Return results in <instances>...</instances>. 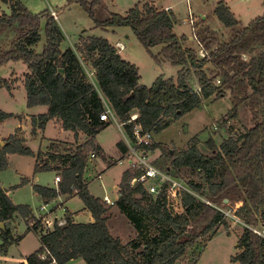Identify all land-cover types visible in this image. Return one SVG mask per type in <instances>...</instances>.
<instances>
[{"label": "trees", "instance_id": "16d2710c", "mask_svg": "<svg viewBox=\"0 0 264 264\" xmlns=\"http://www.w3.org/2000/svg\"><path fill=\"white\" fill-rule=\"evenodd\" d=\"M2 1L9 5V12H0V32L13 27L15 33L7 46L0 47V66L8 61L25 63L26 105L47 107L46 112L32 117L33 132L35 125L43 129L54 119L75 138L81 134L86 137L65 148L51 141L45 151H38L34 171L57 170L60 181L55 188L33 184V190L46 202L59 195L79 196L92 220L76 222L73 214L66 212L64 224L46 229L28 205L13 203L7 194L10 189L5 191L0 185V250L5 252L9 244L21 239L13 236L10 226L15 218H21L27 232L37 235L40 246L18 264H66L76 258L86 264H177L187 249L195 248L199 239L217 225H224L229 233L222 208L238 203L234 214L244 226L231 261L264 264V14L243 25L226 2L218 0L214 14L230 29V38L221 41L215 30L195 22L194 35L199 49L205 52L200 56L188 43V36L176 34L177 19L170 8L145 2L119 14L109 11L104 0H80L97 27L129 26L147 50L161 45L160 57L180 67L176 79L161 74L146 86L139 82L138 67L103 37H88L76 48L62 49L64 35L49 11L42 14L46 18L45 43L37 51L41 16L20 0ZM155 60L160 61L158 57ZM189 67L198 72V91L186 81L184 71ZM217 79L219 83L215 84ZM0 86L10 88L5 78H0ZM227 92L234 114L242 106L250 113L251 126L238 136L228 134L219 144L209 137L208 154L200 151L196 142L172 154L165 150L172 161L162 169L189 167L203 178L187 183L198 197L183 191L181 212L169 208L163 192L153 195L141 183H130L142 171L138 166L122 172L118 196L112 204L89 192L84 171L89 154L101 151L94 137L109 124L99 118L105 102L132 144L136 141L135 124L142 132L158 133L169 124V117L178 118L203 99H220ZM133 113L137 117L129 121ZM11 115L0 110V121ZM117 146L122 154L127 153L124 141ZM138 147L147 152L165 145L150 142ZM31 152L24 140L9 135L0 141V171L8 165V154ZM54 163L57 165H51ZM28 181L22 178L21 183ZM113 205L135 229V237L128 242L111 234L106 224ZM46 250L50 255L41 259L39 254ZM195 258L192 255L191 262Z\"/></svg>", "mask_w": 264, "mask_h": 264}, {"label": "rangeland", "instance_id": "374dc122", "mask_svg": "<svg viewBox=\"0 0 264 264\" xmlns=\"http://www.w3.org/2000/svg\"><path fill=\"white\" fill-rule=\"evenodd\" d=\"M1 1V0H0ZM32 13L39 14L41 40L37 44V51H41L45 43V16L44 12L53 10L56 13V20L62 30L64 39L61 48L69 46L77 47L81 40L88 37H103L111 44L121 42L123 49L120 54L126 60L134 63L139 70L140 83L146 86L152 84L154 79L163 74L165 77L176 79L179 66L171 64L160 57L161 45H156L147 50L137 39L129 26H115L101 28L97 27L80 3V0H20ZM218 0H104L109 11L125 14L134 5H142L145 2L154 4L158 8H170L176 16L174 30L178 36H191V24H202L215 30L221 41L230 38V29L226 28L214 14V8ZM230 7L233 14L243 25L248 24L252 19L264 14L263 0H224ZM9 12L0 2V12ZM204 20V21H203ZM201 22V23H200ZM15 33V29L7 28L0 32V47L9 44ZM200 52L197 41L194 38L188 42ZM116 46V45H115ZM118 49V47H117ZM200 55V54H199ZM201 56V55H200ZM158 57L159 62L155 60ZM8 61L0 66V78H5L9 89L0 86V110L12 115L0 121V141L9 135L24 140L32 152L30 154L11 153L8 155V165L0 171V184L10 189V198L15 204L28 205L34 215L44 214L49 210L50 218L63 217L66 212L73 214L76 222H87L92 220L91 213L84 209L82 199L75 195L69 199L59 195L49 201H44L33 190V184L48 187H57L55 181L57 172L54 169L34 171L35 155L38 151H45L51 140H59L61 147L68 144L83 142L86 137L81 134L75 138L69 131L61 128L60 123L52 119L47 122L43 129L35 125L33 132L32 117L44 113L47 107L37 105L28 107L26 105V92L24 88V72L26 64L22 61H15L16 64H8ZM209 66L208 69H210ZM85 70L90 78L92 73L89 67ZM189 86L198 91V72L194 68H187L184 71ZM170 119L169 124L158 133H153L150 142L161 143L165 148L158 147L153 151H147L148 160L158 167L171 165L172 157L166 154L165 150L185 149L196 142L197 147L203 153H209L206 141L212 137L219 144L228 134L240 135L247 127L251 126L250 113L242 106L233 111L232 99L227 92L220 99H203L199 106L180 115L178 118ZM107 124L94 137L97 144L101 146L100 153L88 162L84 176L88 182V190L94 196L103 198L107 195L111 200L118 196V185L122 172L129 166L128 159H132L137 165V158L130 150L129 145H135L136 141L130 144L129 139L123 132L122 125L118 126L112 121ZM124 141L128 146L127 155L122 154L117 146L119 141ZM141 154L142 149L135 147ZM172 154V153H171ZM90 156V154H89ZM121 159V162L117 160ZM174 177L182 180L187 186L189 181H203L202 176L189 167H181L178 170H171ZM60 175V172L58 173ZM100 174V177H97ZM22 178H28V182L21 183ZM188 187V186H187ZM46 204V210H40L41 205ZM239 204H230L228 208H222L226 214L228 231L224 225H217L204 234L193 249H187L177 259V264H238L232 262L231 257L238 251L237 239L242 232L243 222L234 214V209ZM221 209V210H222ZM106 224L114 236H119L124 242L135 237L134 227L128 222L126 216L113 205L107 212ZM10 226L13 228V236H21V239L11 243L5 254L0 257V264H18L29 253L36 250L40 242L33 232H27L25 221L15 218ZM2 240L0 238V244ZM192 255L196 258L193 262ZM50 264H57L55 262ZM66 264H86L82 258L73 259Z\"/></svg>", "mask_w": 264, "mask_h": 264}, {"label": "built area", "instance_id": "2783aa9c", "mask_svg": "<svg viewBox=\"0 0 264 264\" xmlns=\"http://www.w3.org/2000/svg\"><path fill=\"white\" fill-rule=\"evenodd\" d=\"M168 9V8H166ZM51 14L56 18V13L52 10ZM191 31L193 32V35L191 38L196 39L197 37L194 35V21L191 24ZM116 47H118L119 50L123 49V45L120 42L115 43ZM199 54L201 56H204L205 52L203 49H200ZM219 80L217 79L215 81V84H218ZM104 109L100 113L99 118L100 120L103 121H112L116 123V125L121 126L122 123H120L115 116L114 112L112 111L111 107L105 102L104 103ZM137 117L136 113H133L130 115L129 121L135 120ZM133 134L136 139L135 145L131 146L129 145V152L133 153L135 157L137 158V165L138 167H141L142 171L141 173L133 177L130 181L131 184H134L136 182H139L142 184V186L145 188V190L153 195H157L160 192H163L167 198V203L169 208L172 209L173 212H181L182 211V192L186 191L189 192L195 196L198 197V195L193 192L191 189H189L185 184L182 182V180L174 177L171 173V170L168 168L166 170L162 169L161 167H158L151 163L148 158H147V152L142 150L141 154L137 153L138 151L136 150V146L140 144H148L151 141L152 134L151 132H142L140 125L135 124L133 126ZM90 156H94V152L90 153ZM131 166H136L135 162L133 163L132 159L130 160ZM97 177H100V174H98ZM55 181L59 182L60 181V175L57 173L55 176ZM103 199L109 203L112 204L113 201H111L107 196H104ZM206 201V200H205ZM209 203V201H206ZM40 210L45 211L46 210V204L40 206ZM53 210H49L44 213V214H38L35 215L36 218L41 219L42 223L44 224V227L47 228H52L54 225H62L65 222V218L63 217H57L55 216L54 218L49 217V213L52 212ZM264 232V230H263ZM49 251H44L39 254V257L41 259L46 258L49 256Z\"/></svg>", "mask_w": 264, "mask_h": 264}, {"label": "crops", "instance_id": "0c3cea01", "mask_svg": "<svg viewBox=\"0 0 264 264\" xmlns=\"http://www.w3.org/2000/svg\"><path fill=\"white\" fill-rule=\"evenodd\" d=\"M0 2H2V3L4 4V7H5V8H9V5H8L7 3L3 2L2 0H1ZM188 37H189V41H190V40H191V36H188ZM120 43H121V42H120ZM118 50H119V49H118ZM10 63L14 65V64H16L17 62H15V61H14V62H9L8 64H10ZM139 82H140V80H139ZM51 120H52V119H51ZM69 132H70V131H69ZM70 133H71V132H70ZM71 134H72V133H71ZM51 141H57V142H59V140H51ZM51 141H50V142H51ZM50 142H49V143H50ZM49 143H48V144H49ZM24 145H25V142H24ZM98 145H99V144H98ZM99 146H100V145H99ZM100 147H101V146H100ZM101 149H102V148H101ZM125 154L127 155V153H125ZM8 155H9V154H8ZM96 156H97V154L94 152V156H93V157H92V156H89L88 162H90L91 160H93ZM128 156H129V154H128ZM130 160H131V159H128L129 166H130V164H131V163H130ZM117 161H118V162H121L122 160H121V159H118ZM51 165H57V164L54 163V164H51ZM87 165H88V163H87ZM87 165H86V168H87ZM86 168H85V169H86ZM55 172L58 173L57 170H55ZM84 172H85V171H84ZM84 180H85V182L87 183V187H88V182H87V179H86L85 176H84ZM0 185H1V184H0ZM1 186H2V185H1ZM114 188L116 189V188H117V185L114 186ZM8 189H9V188H7V190H8ZM7 194H8L9 197H10V190L7 191ZM62 196H65V195H62ZM74 196H75V195H74ZM104 196H107V195H104ZM71 197H73V196L66 197V199H69V198H71ZM107 197H108V196H107ZM108 198H109V197H108ZM109 199H110V198H109ZM110 200H111V199H110ZM111 201H113V200H111ZM87 211H88V210H87ZM39 246H40V245H39ZM37 249H38V248H37ZM37 249H36V250H37ZM6 251H7V250H6ZM6 251L3 252V251L0 250V257H2L1 253H2V254H5ZM34 251H35V250H34ZM34 251H33V252H34ZM31 253H32V252H31ZM29 254H30V253H29ZM76 259H77V258H76ZM22 261L25 262V259H23ZM20 262H21V261H20ZM69 262H70V261H69ZM52 263H53V262H52Z\"/></svg>", "mask_w": 264, "mask_h": 264}, {"label": "water", "instance_id": "95a60500", "mask_svg": "<svg viewBox=\"0 0 264 264\" xmlns=\"http://www.w3.org/2000/svg\"><path fill=\"white\" fill-rule=\"evenodd\" d=\"M169 153L171 154L172 153V150L169 149ZM5 191H7V188L6 187H3ZM225 201H227V199H225ZM0 227H3V223H0Z\"/></svg>", "mask_w": 264, "mask_h": 264}]
</instances>
